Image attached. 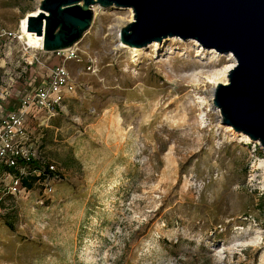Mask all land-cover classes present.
Instances as JSON below:
<instances>
[{"label":"rangeland","instance_id":"374dc122","mask_svg":"<svg viewBox=\"0 0 264 264\" xmlns=\"http://www.w3.org/2000/svg\"><path fill=\"white\" fill-rule=\"evenodd\" d=\"M39 2L0 0V22L18 30ZM130 12L94 16L78 61L31 67L28 82L64 65L77 89L28 119L61 180L5 198L0 264H264V151L209 106L205 78L231 53L174 37L132 58L113 28Z\"/></svg>","mask_w":264,"mask_h":264},{"label":"water","instance_id":"95a60500","mask_svg":"<svg viewBox=\"0 0 264 264\" xmlns=\"http://www.w3.org/2000/svg\"><path fill=\"white\" fill-rule=\"evenodd\" d=\"M95 4L132 10V22L119 32L127 47L179 37L205 51L231 53L236 63L228 83L214 87L212 104L224 126L264 151V0H40L26 30L42 37L45 53L70 49L91 27Z\"/></svg>","mask_w":264,"mask_h":264},{"label":"built area","instance_id":"2783aa9c","mask_svg":"<svg viewBox=\"0 0 264 264\" xmlns=\"http://www.w3.org/2000/svg\"><path fill=\"white\" fill-rule=\"evenodd\" d=\"M76 49L50 54L78 61ZM41 54L46 53L29 47L21 41L18 30H7L0 22V211L6 197L30 193L34 187L49 196L61 180L54 165L41 155L40 138L32 134L28 119L41 112L39 124H46L60 112L77 85L64 65L45 67L38 79L28 82L31 67L44 65ZM87 70L96 71L91 60ZM20 84H26L22 92L16 91ZM10 101H14L13 108L7 110ZM32 179L33 186L27 189L23 181Z\"/></svg>","mask_w":264,"mask_h":264},{"label":"bare ground","instance_id":"6f19581e","mask_svg":"<svg viewBox=\"0 0 264 264\" xmlns=\"http://www.w3.org/2000/svg\"><path fill=\"white\" fill-rule=\"evenodd\" d=\"M110 9H113V8L103 9L97 4L92 6V10H93L94 16H97L99 13L104 12L106 10H110ZM128 11L130 12L131 10L128 9ZM37 13H39V9L38 8H36V10L33 11V12H28L26 14V16H24L19 21L18 33L20 34V39H21L22 42L27 44L32 49H42V41H43L42 37H38V36H36V34L27 32V30H26L27 17L29 15H36ZM125 24H126L125 22H121V24L113 27L114 28V37L118 41H119L120 29ZM168 39L169 40L171 39V41H173L175 38L174 37L165 38L162 41L166 42ZM157 43L158 42H153V43L149 44L147 47H157L158 46ZM117 47H118V49H125L128 52V54L132 55V58H135L136 56H138L140 54V52L142 50L147 48V47H143V48L125 47L122 43H118ZM226 59H227V61H229L228 65L224 66L222 69L218 70L215 73H212L211 75H209V76H207L205 78L207 80V82L211 84V93H212V90H213L214 86H216L218 83H222V84H227L228 83V73L234 67V65L236 63V60H235V57L232 54H230L229 56H226ZM212 98H213V94H212ZM212 98H211V100H212ZM209 106L216 111V113L218 114V117L220 118V110H218L216 107H214L212 103ZM242 137L245 140H248L247 136L242 135Z\"/></svg>","mask_w":264,"mask_h":264},{"label":"trees","instance_id":"16d2710c","mask_svg":"<svg viewBox=\"0 0 264 264\" xmlns=\"http://www.w3.org/2000/svg\"><path fill=\"white\" fill-rule=\"evenodd\" d=\"M10 102L11 103H10L9 107L7 108V110H11L13 108L11 104H13L14 101H10ZM34 181H35V179H32V182L23 181V185L26 186L27 189H31Z\"/></svg>","mask_w":264,"mask_h":264}]
</instances>
